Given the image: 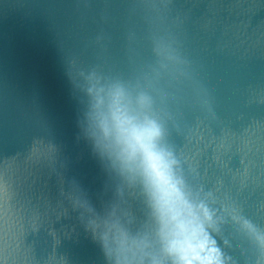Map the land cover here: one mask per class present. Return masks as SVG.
Listing matches in <instances>:
<instances>
[{
	"label": "water",
	"instance_id": "obj_1",
	"mask_svg": "<svg viewBox=\"0 0 264 264\" xmlns=\"http://www.w3.org/2000/svg\"><path fill=\"white\" fill-rule=\"evenodd\" d=\"M0 264H264V0H0Z\"/></svg>",
	"mask_w": 264,
	"mask_h": 264
},
{
	"label": "clouds",
	"instance_id": "obj_2",
	"mask_svg": "<svg viewBox=\"0 0 264 264\" xmlns=\"http://www.w3.org/2000/svg\"><path fill=\"white\" fill-rule=\"evenodd\" d=\"M106 238V237H105Z\"/></svg>",
	"mask_w": 264,
	"mask_h": 264
}]
</instances>
